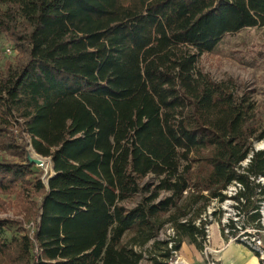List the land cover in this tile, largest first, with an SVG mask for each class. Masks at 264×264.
<instances>
[{
  "label": "trees",
  "instance_id": "1",
  "mask_svg": "<svg viewBox=\"0 0 264 264\" xmlns=\"http://www.w3.org/2000/svg\"><path fill=\"white\" fill-rule=\"evenodd\" d=\"M262 27L264 0H0L18 52L0 70V194L39 199L31 237L6 240L0 219V264H164L165 225L174 251L202 252L200 217L234 184L258 227L264 115L197 62ZM23 137L51 161L46 186Z\"/></svg>",
  "mask_w": 264,
  "mask_h": 264
},
{
  "label": "rangeland",
  "instance_id": "2",
  "mask_svg": "<svg viewBox=\"0 0 264 264\" xmlns=\"http://www.w3.org/2000/svg\"><path fill=\"white\" fill-rule=\"evenodd\" d=\"M17 58L18 52L14 49L12 43L4 37L1 38L0 70H3L9 64H13ZM197 69L206 74L212 81L227 84L236 97H249L250 101L256 106L257 112L264 115V27L244 29L234 35L225 36L214 52L199 57ZM27 141L28 139L24 138L26 144L24 148L25 156L32 154L27 146ZM261 142L254 143L253 149L255 150ZM4 159L9 160L10 158L4 156ZM246 164L247 159L241 166L245 167ZM44 168L47 169L38 168V171L40 181L46 186L44 175L45 173L50 174L51 169L48 164H45ZM258 183L261 189L264 190V178L258 179ZM237 192L236 185H231L224 192L227 200L223 203L212 201L209 204L200 217V220L204 222V229L208 228L210 232L222 231L225 228H234L235 224L237 226L243 224V219L241 216L238 218L234 209L235 203L228 199ZM161 196H164V194ZM38 204L39 199L37 196L16 199L14 196L0 194V219H7L16 223L15 226L10 227L5 232L4 237L6 240L22 233L32 236L37 223L35 212ZM19 229L22 230V233ZM169 231L170 226L165 225L159 232L157 240L166 241ZM148 247L146 246L145 249ZM209 261L211 260L209 259ZM148 262V260H144L140 264H148Z\"/></svg>",
  "mask_w": 264,
  "mask_h": 264
},
{
  "label": "built area",
  "instance_id": "3",
  "mask_svg": "<svg viewBox=\"0 0 264 264\" xmlns=\"http://www.w3.org/2000/svg\"><path fill=\"white\" fill-rule=\"evenodd\" d=\"M27 146L32 151L31 152L32 154L31 155L28 154L26 158H29L30 160L38 161V164H35V165L33 164V166L36 169L41 168V169L46 170L47 168H44V165L46 164L45 161H49V165L51 169L50 160L49 159L47 160L46 158H42L36 155L30 146L29 140L27 141ZM52 175H53L52 169H51L50 174L45 173L44 178H45L46 184ZM235 185L238 188V190L241 189L239 185L237 184ZM258 211L260 215L258 227L254 225H244V224H240L241 226H237L235 224V227L233 229L225 228L222 231L220 230L219 233H220L221 238H223L226 243H238L240 245L245 246L252 253L257 255L256 257L260 264H264V203H260V207ZM237 216L239 218V215ZM205 234H206L205 243H204L203 251L201 252V254L203 255L207 264H214V262L209 261L208 259V255L211 252L209 249L210 231L208 228H205ZM173 241H174V232L170 229L166 242H167V248L170 250L171 256L169 259H167L164 262V264H186L180 259L178 251L173 250L172 248L174 245ZM148 264H151V263H148Z\"/></svg>",
  "mask_w": 264,
  "mask_h": 264
},
{
  "label": "crops",
  "instance_id": "4",
  "mask_svg": "<svg viewBox=\"0 0 264 264\" xmlns=\"http://www.w3.org/2000/svg\"><path fill=\"white\" fill-rule=\"evenodd\" d=\"M209 259L215 264H260L257 257L245 246L226 243L219 231L210 232ZM180 259L186 264H206L200 251L183 242L178 250Z\"/></svg>",
  "mask_w": 264,
  "mask_h": 264
},
{
  "label": "water",
  "instance_id": "5",
  "mask_svg": "<svg viewBox=\"0 0 264 264\" xmlns=\"http://www.w3.org/2000/svg\"><path fill=\"white\" fill-rule=\"evenodd\" d=\"M253 150H254V149H253ZM259 150H264V145L256 147L254 151L256 152V151H259ZM249 158H250V156H249ZM27 160H28L32 165H33V164H34V165H35V164H38V161L30 160L29 158H27ZM247 162H248V160H247ZM50 164H51V161H50ZM51 169H52V164H51ZM52 174H54V173H53V169H52ZM52 176H53V175H52ZM52 176H51L50 178H52ZM50 178H49V179H50Z\"/></svg>",
  "mask_w": 264,
  "mask_h": 264
},
{
  "label": "bare ground",
  "instance_id": "6",
  "mask_svg": "<svg viewBox=\"0 0 264 264\" xmlns=\"http://www.w3.org/2000/svg\"><path fill=\"white\" fill-rule=\"evenodd\" d=\"M262 145H264V142H261V143H260L259 145H257V146H262ZM45 163L48 164V166H50V165H49V162L45 161Z\"/></svg>",
  "mask_w": 264,
  "mask_h": 264
}]
</instances>
